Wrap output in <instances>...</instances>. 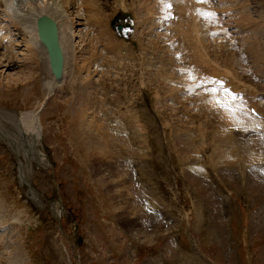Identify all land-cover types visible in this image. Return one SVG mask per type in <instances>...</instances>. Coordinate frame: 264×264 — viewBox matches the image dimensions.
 Listing matches in <instances>:
<instances>
[{"label":"rangeland","instance_id":"374dc122","mask_svg":"<svg viewBox=\"0 0 264 264\" xmlns=\"http://www.w3.org/2000/svg\"><path fill=\"white\" fill-rule=\"evenodd\" d=\"M189 1L60 0L74 33L51 96L21 38L5 40L0 264H264V0H207L221 24L200 11V32L184 27ZM163 3L176 5L177 28L159 18ZM192 71L205 81L194 86ZM226 86L257 104L260 119L237 113L261 128L239 123ZM39 108L35 157L18 119Z\"/></svg>","mask_w":264,"mask_h":264},{"label":"bare ground","instance_id":"6f19581e","mask_svg":"<svg viewBox=\"0 0 264 264\" xmlns=\"http://www.w3.org/2000/svg\"><path fill=\"white\" fill-rule=\"evenodd\" d=\"M60 0H0V5H1V7L3 8L2 9V14H3V16H4V20L2 19V21H4V24H0V48L1 47H3L4 45H6V41L5 40H9V41H14L15 42V40H13V37H18V38H21V40H22V45L25 47V52H26V54H25V57H26V59H27V61L29 62V64H31V65H33V64H38V68H41L42 70H44V75L42 76V82H43V88H44V90L46 91V93H47V95L48 96H51L54 92H56V90H57V88L63 83V81H64V77H65V52H64V48H63V45H62V41H63V39L66 37V38H68L69 40L70 39H72L73 38V34H72V30L74 29L73 28V21L69 18V16H68V14H67V11L63 8V6L61 5V3L59 2ZM184 1V0H183ZM187 1V0H186ZM190 1H192L193 3H195L196 5H195V8H192V10H193V12L196 14V17L195 18H186L185 20H187V19H189V20H187V21H191L189 24H186V25H184V27L185 26H187V25H189V26H191V27H197L198 28V30H199V32H200V27H202V25H201V19L200 18H198V15L200 14V11H203V3L204 2H200V0H190ZM190 1H189V4H190ZM187 3V2H186ZM186 3H185V5H186ZM63 4V3H62ZM184 4V3H183ZM182 4V5H183ZM188 4V3H187ZM207 4L209 5V3L207 2ZM64 5V4H63ZM169 5H171L172 6V9L171 10H168V6ZM193 5V4H192ZM200 5V6H199ZM194 6V5H193ZM192 6V7H193ZM206 7H207V5H205ZM177 7H176V5H173L172 3L171 4H167L166 5V7H165V9L163 10V14L166 12V14H167V17H169V14H171V15H173V19H175V18H177V17H175V15H177L176 13H174L175 12V10L174 9H176ZM205 9V8H204ZM182 10H184V11H186L185 13H184V15L185 16H187V14H190V17H192V16H194L195 14L194 13H192V10H189L188 8L187 9H182ZM206 10V9H205ZM210 10V9H209ZM199 11V12H198ZM212 12V11H211ZM215 12V11H214ZM202 13V12H201ZM207 13H209L208 12V9H207ZM198 14V15H197ZM213 14V13H212ZM48 16V17H50L51 19H53V20H55L56 22H57V25H58V28H59V41H60V45H61V47H62V50H63V54H64V64H63V76H62V80L60 81V82H55L54 81V79H53V77L51 76V74H50V72H49V68H48V63H47V58H46V55H45V50H44V48L42 47V45L40 44V42H39V39H38V36H37V32H36V20H37V18L38 17H40V16ZM157 15V14H156ZM155 15V16H156ZM246 15V14H245ZM247 15H249V14H247ZM201 16V15H200ZM207 16V15H206ZM206 16H204V17H206ZM210 16H211V13H210ZM250 16V15H249ZM204 17H202V18H204ZM209 17V16H208ZM247 17V16H246ZM5 18H6V20H5ZM210 18V17H209ZM211 18H213L212 16H211ZM211 18H210V20H211ZM1 19V18H0ZM205 19V18H204ZM178 21H179V19H177ZM176 20H174L173 22H169L168 24H169V26L170 27H172L173 29H175V28H177L178 27V25H176V23H174ZM187 21H185L186 23H187ZM213 20H211V22H212ZM220 22H218V24H219ZM159 24H161V22L159 21ZM179 26L181 27V25L179 24ZM179 27V28H180ZM183 27V26H182ZM183 27V28H184ZM191 27H189V28H191ZM90 28V27H89ZM171 28V29H172ZM217 28V27H216ZM221 28V27H220ZM264 28V27H263ZM172 29V30H173ZM180 29H182V28H180ZM191 29H193V28H191ZM218 29V28H217ZM177 30V29H176ZM175 30V31H176ZM194 30V29H193ZM222 30V29H221ZM72 31V32H71ZM91 31H89V33H90ZM14 33H16V34H14ZM74 33V32H73ZM159 32H157L156 33V35L158 34ZM178 33H181V32H178ZM191 33V32H190ZM155 35V36H156ZM159 35V34H158ZM157 35V36H158ZM193 35V34H192ZM89 36V35H88ZM156 36V37H157ZM90 37V36H89ZM213 37V36H212ZM193 40H194V46H197L196 45V41H195V38H194V35H193ZM213 40V42L215 41L216 42V39H212ZM186 42H187V40H185ZM214 42V43H215ZM249 43H251V42H249ZM248 44V43H247ZM254 44V43H253ZM202 49H203V47H204V45H201L200 46ZM200 47H199V52L201 51V49H200ZM188 49H190V47H188ZM205 49V48H204ZM252 49V48H251ZM253 50V49H252ZM257 50V49H256ZM206 51V50H205ZM251 51V50H250ZM198 52V53H199ZM251 53H253V52H251ZM175 54H178V53H175ZM261 54H263V53H261ZM194 55V54H193ZM256 55V54H255ZM257 55H258V53H257ZM256 55V56H257ZM176 56H178V55H176ZM175 56V57H176ZM192 56V55H191ZM202 55H200V57H201ZM263 56V55H262ZM261 56V57H262ZM179 57V56H178ZM181 57V56H180ZM200 57H198V58H200ZM0 58L3 60H5L6 58H4V56L3 55H1L0 54ZM202 58V57H201ZM200 58V59H201ZM1 59H0V62H1ZM181 59H183V58H181ZM206 59H208V56L206 57ZM257 59V58H256ZM177 60V59H176ZM202 60V59H201ZM200 60V61H201ZM261 60V59H260ZM6 61V60H5ZM199 61V62H200ZM207 61V60H206ZM167 62H171V61H167ZM166 62V63H167ZM179 62H180V60H179ZM198 62V64H200ZM203 62V61H202ZM208 62H209V60H208ZM208 62L207 63H205V65H207L208 64ZM260 62V61H259ZM7 63V62H6ZM140 63V62H139ZM183 63V62H182ZM195 63V62H194ZM214 63V62H213ZM1 64V63H0ZM84 62H83V66H84ZM161 64L162 65H166L165 64V62L163 61V60H161ZM170 64V63H169ZM173 64V63H172ZM186 64V63H185ZM191 64L192 63H190V65H188L189 67V69L188 70H190L191 71V69H190V66H191ZM30 65V66H31ZM171 65V64H170ZM169 65V66H170ZM181 65H183L184 66V64H181ZM201 66L200 67H202V64H200ZM209 65V64H208ZM213 65V64H212ZM173 66V65H172ZM179 66V64L177 65V67ZM192 66H194L193 64H192ZM191 66V68L193 69V67ZM217 66V65H216ZM37 67V66H36ZM185 67V66H184ZM195 67H196V65H195ZM209 67V66H208ZM28 68H29V66H28ZM31 68V67H30ZM175 68H176V66H175ZM180 68V67H179ZM179 68H177V69H179ZM196 68H198V67H196ZM195 68V69H196ZM182 69H183V67H182ZM185 69V68H184ZM199 69V68H198ZM39 70V69H38ZM163 70V69H162ZM173 70V69H172ZM188 70H186V72H188ZM174 71V70H173ZM180 71V70H179ZM195 71V70H194ZM199 71V70H198ZM198 71H196L197 73H198ZM200 71H202L201 69H200ZM199 71V72H200ZM193 72V71H192ZM203 72V71H202ZM205 72V71H204ZM207 72V71H206ZM210 72V71H209ZM208 72V73H209ZM216 72V71H215ZM176 73V72H175ZM194 73V75H193V79L191 80V82H193V84H194V86H195V82L198 84V83H202L203 81H205V80H202V79H200L198 76H200V75H196V73L195 72H193ZM201 73V72H200ZM199 73V74H200ZM212 73V72H211ZM177 74V73H176ZM180 74H181V76H182V74L184 75L185 74V70H181V72H180ZM203 74H207V73H203ZM186 75V74H185ZM184 75V81H186L187 83H188V81H190V75H186L185 76ZM210 75H212V74H210ZM29 76H30V78H32V73H29ZM45 76V77H44ZM170 76V75H169ZM172 76H174V75H172ZM176 76V75H175ZM209 76V75H208ZM168 76H166L165 78H167ZM178 77V76H177ZM160 78H161V75H160ZM205 78V77H204ZM224 78V77H223ZM163 79V78H162ZM168 79H171V78H168ZM183 79V78H182ZM183 81V82H184ZM208 81V80H207ZM167 82V81H166ZM177 82V81H176ZM168 83H169V81H168ZM173 83V82H172ZM2 83H1V80H0V85H1ZM170 84V83H169ZM213 84H214V82H213ZM177 85V84H176ZM190 85H191V83H190ZM233 85V84H232ZM168 86V85H167ZM178 86V85H177ZM176 86V87H177ZM192 86V85H191ZM201 87V86H200ZM213 87V86H212ZM227 87V86H226ZM194 88V87H193ZM196 88L198 89V87L196 86ZM216 88V87H215ZM227 89H228V87H227ZM232 89V88H231ZM192 90V89H191ZM194 90V89H193ZM178 91V90H177ZM212 91H214V90H212ZM216 92H218V91H220L218 88H216V90H215ZM239 90H237V92H238ZM239 93H241V92H239ZM215 94V93H214ZM47 96V97H48ZM213 96V95H212ZM46 97V98H47ZM228 97L231 99H229L230 100V102L231 101H235V104H234V108L233 109H235V111H234V113L238 116V117H240V119L241 120H239V123L243 126H245V128L246 129H251V127L253 126L254 128H256V130H257V128H261V122H259V121H256V120H251L250 119V117H249V115H244V114H238L237 112H240L241 110H242V106H244V108L247 110V113L249 114V110L246 108V106L245 105H243L242 103H240L239 102V100L238 99H236V98H232L231 96H229L228 95ZM222 98V97H221ZM46 102V101H45ZM229 102V103H230ZM45 104V103H44ZM219 103H217V105H218ZM42 106H43V104L41 103V106H40V108H42ZM220 106V105H219ZM223 106V105H222ZM221 106V107H222ZM40 108L39 109H37V110H35V111H33V112H30V113H22V114H20V116H19V119H18V122H19V124L23 127H25L26 129H25V133H24V135L27 137V139L28 140H31L32 139V142H31V147L33 148V150H34V153L35 154H37L38 153V149H37V145H38V143H39V140H38V137H40V128H41V126H40V124H39V122H38V120H39V110H40ZM224 110V109H223ZM229 113H231V112H229ZM258 113V112H257ZM259 114V113H258ZM12 117V116H11ZM86 117H87V115H86ZM89 117V116H88ZM241 117H246V118H248L249 120V122H250V120H251V122L252 123H249L246 119H242ZM9 118H10V116H9ZM13 118V117H12ZM252 118V117H251ZM235 121H237L235 118H232V121L234 122V120ZM253 119V118H252ZM88 120V119H87ZM86 120V121H87ZM93 120V119H92ZM10 121H14V119H10ZM26 122H27V125H26ZM92 122V126H91V128H92V130H93V125H95V127L96 126H98V128H100V124H98V122H96V121H91ZM131 123V122H130ZM27 126H29V127H32V129H31V131L27 128ZM103 126V125H102ZM115 128L116 129H118V130H121L118 126H115ZM85 129H87V130H89V128H85ZM95 129V128H94ZM105 129V128H104ZM262 130V129H261ZM103 131V130H102ZM106 131V130H105ZM114 131V130H113ZM94 132V131H93ZM93 132H89V134L92 136V139H91V141H92V143H96V145L98 144V145H100L101 146V144H102V141L99 139V136H100V134H99V136L97 137L96 135H94V133ZM101 132V131H100ZM110 132V131H109ZM108 131L106 132V133H104V132H102L103 134H104V136H105V138L107 139V141L109 142V141H112V139L114 140V138H113V134L112 133H109ZM120 133V132H119ZM112 134V135H111ZM111 135V136H110ZM90 136V137H91ZM115 136V135H114ZM103 140H104V138H103ZM115 141V140H114ZM230 141L232 142V140H229L228 142H227V146L229 145V143H230ZM91 143V144H92ZM110 143V142H109ZM93 146V145H92ZM218 146L222 149V151H223V149H227V146H225V147H222V145L218 142ZM239 146V145H238ZM106 147V146H105ZM230 147V146H229ZM244 147V146H243ZM92 149H96L97 151L100 149V148H95V146H93V147H91ZM236 148V147H235ZM237 148H239V147H237ZM240 149V148H239ZM239 151V150H238ZM241 151V150H240ZM245 152H246V154H251V150H248V148H247V150H244ZM100 153L102 152V151H99ZM227 152L229 153V154H231V156H238L237 155V152L236 151H228L227 150ZM235 152H236V154H235ZM95 154V153H94ZM103 154H105V153H103ZM253 154V153H252ZM251 154V155H252ZM255 154H257V153H255ZM254 154V155H255ZM261 155V157H263V155L262 154H260ZM259 155V156H260ZM261 157H260V159H259V162H260V160H261V162H264V159H261ZM43 157H41V159H42ZM237 158H240V156H238ZM255 158V157H254ZM253 158V159H254ZM258 158V157H257ZM40 161V160H39ZM242 161V160H241ZM245 160H243L242 162H244ZM238 162H240V160H238ZM256 162V161H255ZM258 162V163H259ZM234 163H235V161H234ZM237 163V162H236ZM247 163V162H246ZM245 163H243V165H244ZM262 164V163H261ZM260 165V164H259ZM259 165H257V166H259ZM262 166V170L264 171V164H262L261 165ZM238 170H239V172H243L244 170H243V168L242 167H239L238 168ZM243 175H244V173H243Z\"/></svg>","mask_w":264,"mask_h":264},{"label":"water","instance_id":"95a60500","mask_svg":"<svg viewBox=\"0 0 264 264\" xmlns=\"http://www.w3.org/2000/svg\"><path fill=\"white\" fill-rule=\"evenodd\" d=\"M36 30L46 50L51 74L55 80H59L63 70V54L59 45L57 26L48 16H41L37 18Z\"/></svg>","mask_w":264,"mask_h":264},{"label":"snow or ice","instance_id":"6c2138e0","mask_svg":"<svg viewBox=\"0 0 264 264\" xmlns=\"http://www.w3.org/2000/svg\"><path fill=\"white\" fill-rule=\"evenodd\" d=\"M200 2H207V0H200ZM170 6V5H169Z\"/></svg>","mask_w":264,"mask_h":264}]
</instances>
